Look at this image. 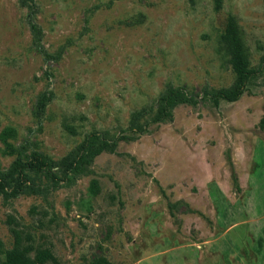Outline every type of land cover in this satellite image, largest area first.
Returning a JSON list of instances; mask_svg holds the SVG:
<instances>
[{"label":"rangeland","instance_id":"rangeland-1","mask_svg":"<svg viewBox=\"0 0 264 264\" xmlns=\"http://www.w3.org/2000/svg\"><path fill=\"white\" fill-rule=\"evenodd\" d=\"M263 117L264 0H0V264L9 216L47 264H264Z\"/></svg>","mask_w":264,"mask_h":264},{"label":"trees","instance_id":"trees-1","mask_svg":"<svg viewBox=\"0 0 264 264\" xmlns=\"http://www.w3.org/2000/svg\"><path fill=\"white\" fill-rule=\"evenodd\" d=\"M224 49L229 56V62L237 76L236 83L228 88H221L213 93L215 102L219 99L235 101L239 98L244 90L245 82L254 73V69L249 66L248 55L245 51L243 43L239 37L238 28L232 19L229 20L227 28L222 36ZM188 97L181 98L178 89L170 90L163 98L164 106L160 111L161 117L165 115L170 106L177 101H187ZM260 123L264 125V117ZM98 153V152H97ZM50 164L39 154L33 153L26 161L15 160L11 166L10 173H17L18 180L15 183V189H21L25 182V170H49ZM4 176L0 174V188L4 187ZM10 231L14 236L13 247L5 254L2 264H47L49 262L56 263L57 256L50 247L35 244L33 235L20 227L13 216L8 217Z\"/></svg>","mask_w":264,"mask_h":264}]
</instances>
